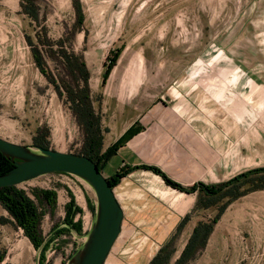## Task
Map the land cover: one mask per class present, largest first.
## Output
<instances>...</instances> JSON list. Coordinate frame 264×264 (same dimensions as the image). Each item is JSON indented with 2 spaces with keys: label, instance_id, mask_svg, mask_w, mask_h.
<instances>
[{
  "label": "rangeland",
  "instance_id": "obj_1",
  "mask_svg": "<svg viewBox=\"0 0 264 264\" xmlns=\"http://www.w3.org/2000/svg\"><path fill=\"white\" fill-rule=\"evenodd\" d=\"M32 3L33 8L23 0H0V132L14 134L8 141L34 145L39 137L50 149L83 153L87 130L74 112L68 90L82 92L86 84L65 61L66 54L79 57L88 71L87 105L99 120L103 147L109 144L111 129L123 130L165 96L160 127L164 134L159 148L150 154L170 179L188 187L197 182L220 186L264 168V0ZM26 6L37 19L26 13ZM33 48L39 50L44 69L56 84L34 64L27 80L22 78L26 71L19 69L16 57L19 50H29L33 62ZM117 51V64L104 84L109 59ZM181 80L186 82L181 88L188 96L178 99L174 91ZM132 90L133 99L124 101ZM185 112L191 118H184ZM188 126H196L197 134L180 135ZM128 170L123 166L118 172ZM125 177L115 185L126 213L123 230L105 264H146L143 255L153 254L173 237L175 232L170 229L178 220L175 212L188 207L190 199L154 172L138 168ZM251 179L240 183V191L250 189ZM17 187L39 206L43 237H55L47 264H67L92 224L93 190L62 173ZM38 190L57 193L55 208L34 196ZM218 198L222 205L230 195L226 192ZM72 201L81 210L76 221L81 222L83 231L59 234L66 229L64 220ZM247 201L249 215L240 216L238 229L228 236L235 242L243 240V255L257 252V247L248 248L245 243L250 241L246 229L251 224L259 228L255 240L264 241V193L233 204L245 206ZM212 210L213 218L217 209ZM199 218L194 215L193 221ZM16 227L0 225V255L5 257L0 264H37L36 249L32 246L30 255L24 252L26 238ZM186 232L175 235L170 249L176 252L169 264L179 257L188 238Z\"/></svg>",
  "mask_w": 264,
  "mask_h": 264
},
{
  "label": "crops",
  "instance_id": "obj_2",
  "mask_svg": "<svg viewBox=\"0 0 264 264\" xmlns=\"http://www.w3.org/2000/svg\"><path fill=\"white\" fill-rule=\"evenodd\" d=\"M31 54L33 55V52ZM32 58H33V62L30 61L29 50H19V54L16 57V59H18L17 63H18L19 69L21 68L26 71L24 73V76H22L24 81L27 80L26 75L29 72V67H31V65L34 64V66L36 67V70L41 72L36 64L34 55L32 56ZM111 73H110V76H111ZM181 83L182 84L177 86L179 87L178 90L174 91V94L178 95V99L183 98L184 96L185 97L188 96V94H183L184 90L181 88L186 82L181 80ZM133 97H134V92L132 90L129 92L128 97H126L124 101H129V99L130 98L133 99ZM164 104H165V96H161L159 98V101H157V104L153 106V109L147 111V113H145L144 115L137 116L123 130L117 131V128L110 130V135L112 134V136L109 137V140H108L109 144L105 143L103 147V153H105L111 146H113L132 127L139 126L141 128L140 132H138L137 134L132 136L128 141H126V143L118 149L117 153L107 162V164L105 165L103 169V174L107 178H111L115 176L118 173L119 169L123 166H125L126 168H130L132 170L138 169L144 165L156 167L160 169L158 167L160 166V163L159 162L155 163L154 160L151 159L152 155L150 154V152H154L161 145L159 142L162 140L164 131H161L160 127L163 122L162 116L164 115V111H165ZM160 112H163L162 115H160L161 114ZM183 114L185 116L184 118H191L190 113L187 114L185 112ZM187 115H190V116H187ZM192 127L193 128L188 126V129L184 127V129H182V131L180 132V135L183 134V136H189V137L191 135H196L197 134L196 126H192ZM11 135L14 136V134H10L8 132L6 133L0 132V138L6 139V140L7 139L10 140L9 137H11ZM11 142H14V141H12L11 139ZM161 171L169 178L166 172H164L163 170ZM148 172H152V171H148ZM127 178L128 177L126 176L125 179ZM172 181L175 183L180 182V180L178 181L172 180ZM194 182H197V181H194ZM199 183L203 184V182H197L196 184H199ZM165 184L169 186L166 182ZM184 187L190 188L191 186L190 187L184 186ZM117 188H115V193L118 198ZM173 189L178 191L181 195L187 196L190 199V204L188 207H183V210L181 209L176 210L175 213H177L178 215V220L171 229L169 228L171 231L175 232L173 237L167 243L161 244V246L158 247V249H156L153 252V254L151 252V254L147 253L146 255H143V258H144L143 261L146 264H150L160 254L161 250L164 249L168 244H170V242L173 244V242L175 241V235L177 234L180 227H182V224H183V227L181 228V232L187 231L186 234H188V238L186 239V242L183 245V249L181 250L179 257L177 258L175 264H177L182 259L184 252L186 251L188 245H190L191 239L195 231L201 225L212 226V230L209 236L207 237V240L205 241L203 246L197 247L196 250L191 249L189 251L188 260L184 264H243L244 262H247V264L249 263L264 264V241L260 243L255 240L256 236H258V229H259L256 224H253V225L251 224L246 229V231L250 233V241L245 242L248 248L251 246L257 247L256 253L243 255L244 247H245L243 240H238L237 242H235L236 240H232L230 239V237H228L231 231H233L234 229L235 230L238 229V226L241 223L240 216L242 217V216L249 215L250 202L247 201L245 206L243 205L236 206L233 203L235 202L237 203L250 195H255L257 193H264V190L250 192L252 194L247 193L245 195L238 197L237 199L233 201L228 200L226 203L220 205L221 203L220 199L216 200L217 198H214L215 196H209L207 193L202 192L200 190L190 193V192L182 191V190L175 189V188ZM251 205H255V204H251ZM213 208L217 209V214L212 218ZM194 215L200 217L198 221H195V222L193 221ZM3 223H8L16 227L14 219L10 216L8 211L0 204V225H2ZM123 224H124V221H123ZM235 232H233L232 234H234ZM25 238L26 240L22 242L23 250L27 255H30L33 244L26 236ZM254 249L255 248H253V251ZM173 251H174L173 254H175L176 250L173 249ZM250 251L251 250H249V253ZM4 260H5V257H4ZM171 261L172 259H170V262Z\"/></svg>",
  "mask_w": 264,
  "mask_h": 264
},
{
  "label": "trees",
  "instance_id": "obj_3",
  "mask_svg": "<svg viewBox=\"0 0 264 264\" xmlns=\"http://www.w3.org/2000/svg\"><path fill=\"white\" fill-rule=\"evenodd\" d=\"M28 3L30 7H34L33 0H23ZM76 10L79 12L78 17L80 22L83 21L81 10L79 5L75 6ZM26 6V13L34 19L35 13L33 10H28ZM29 40V39H28ZM29 44L32 43L29 41ZM36 64L43 75L49 78L50 82L56 84V82L49 76V74L44 69L43 58L40 55L39 50L33 48L32 50ZM120 56V52H116L113 57L109 60V65L103 76V83L105 84L110 76V73L113 67L116 65L117 60ZM65 61L68 63L73 72H78L81 75V79L84 80L86 88L82 92H75L74 90H68L70 100L72 101L74 112L79 118L80 124H82L87 130V141L84 151L80 155H84L92 159L98 165L99 169L103 172V169L107 162L117 153L118 149L122 147L126 141H128L132 136L140 132L141 128L134 126L126 134H124L113 146H111L105 153H103V135L99 127L98 118H93L91 108L87 105V100H89V86L88 78L89 74L86 69V66L83 62L80 61V58L77 56H70L65 54ZM34 145L40 146L43 148H49L47 143L43 142L41 138L35 140ZM14 168V165L11 161L5 158L0 152V175L8 173ZM140 168L152 171L155 174L159 175L164 179V181L171 187L186 191V192H196L198 190L207 193L209 196H215L214 198L222 196V193H228L230 195V201L237 199L238 197L245 195L253 191L264 190V168L256 169L248 173L239 175L238 177L232 179L231 181L224 183L220 186H207L202 183L196 184L193 187L185 188L172 180H170L160 169L151 166H141ZM132 170V169H130ZM125 171L124 173L118 172L115 176L109 178L110 185L115 188V185L121 181L123 177L130 171ZM252 177L248 182L251 184L250 189L246 191H240V183ZM207 195V196H208ZM34 196L45 202L52 209L55 208L57 193L53 190H38L34 192ZM0 204L8 211L10 216L14 219L15 225L17 228L21 229L25 236L32 242L36 251H40V264H47V253L51 249L52 244L54 243V238H44L41 231V224L43 219V214L40 211L39 206L35 201L29 196V194L19 189L17 186L0 188ZM93 210H95L93 206ZM81 210L76 207L74 201L70 203L67 207V215L64 220V225L66 226L65 230L59 231V234L65 232L68 233H81L83 227L81 222L76 221L77 214ZM183 227V224H182ZM178 232L181 231V228ZM212 230V226L201 225L194 233L190 245H188L182 259L177 264H184L188 260L189 251L196 250L197 247L203 246L207 237L209 236ZM172 243L168 244L164 249L161 250L160 254L150 263V264H169L170 259L173 255V250L170 249ZM197 245V246H196ZM1 262L4 260V256L0 255Z\"/></svg>",
  "mask_w": 264,
  "mask_h": 264
},
{
  "label": "water",
  "instance_id": "obj_4",
  "mask_svg": "<svg viewBox=\"0 0 264 264\" xmlns=\"http://www.w3.org/2000/svg\"><path fill=\"white\" fill-rule=\"evenodd\" d=\"M0 152L14 165L8 173L0 175V188L62 173L83 181L93 190L95 210L92 224L83 244L67 264H105L122 233L125 213L115 188L96 162L84 155L36 145H19L3 138H0ZM37 264H40V251H37Z\"/></svg>",
  "mask_w": 264,
  "mask_h": 264
},
{
  "label": "flooded vegetation",
  "instance_id": "obj_5",
  "mask_svg": "<svg viewBox=\"0 0 264 264\" xmlns=\"http://www.w3.org/2000/svg\"><path fill=\"white\" fill-rule=\"evenodd\" d=\"M60 231V230H59ZM58 236V235H57ZM51 238H54V240H55V237L54 236H52Z\"/></svg>",
  "mask_w": 264,
  "mask_h": 264
}]
</instances>
